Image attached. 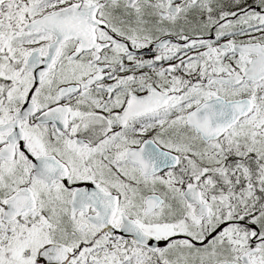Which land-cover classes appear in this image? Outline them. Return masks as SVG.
Returning <instances> with one entry per match:
<instances>
[{"label":"snow or ice","instance_id":"6c2138e0","mask_svg":"<svg viewBox=\"0 0 264 264\" xmlns=\"http://www.w3.org/2000/svg\"><path fill=\"white\" fill-rule=\"evenodd\" d=\"M0 264H264V0H0Z\"/></svg>","mask_w":264,"mask_h":264}]
</instances>
